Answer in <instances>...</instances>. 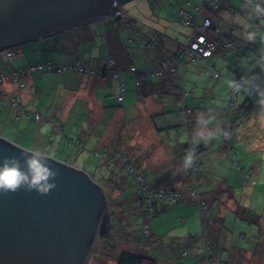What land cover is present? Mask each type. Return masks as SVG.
Here are the masks:
<instances>
[{
	"label": "crops",
	"instance_id": "1",
	"mask_svg": "<svg viewBox=\"0 0 264 264\" xmlns=\"http://www.w3.org/2000/svg\"><path fill=\"white\" fill-rule=\"evenodd\" d=\"M186 2V0H181L179 4L177 17L179 23L181 10L188 9ZM221 4L225 6L224 0H221ZM225 12L226 10H222L221 16ZM113 17L123 18L114 15ZM130 22L131 27H134L135 22L133 20ZM89 23L92 22L89 21L84 26ZM180 25L189 29V31L181 33L180 42L177 37L168 39L161 32L154 31L151 35H146L144 32L136 31L134 41L132 38L129 40L135 42V47L143 45L141 48L145 50L146 56L142 55L143 52H139L140 56L137 58L142 59L140 65L134 63L132 54L118 48L116 50L118 64L112 62L114 66L108 67L103 75L93 70L84 75L71 71L62 73L65 84L59 83L60 88L63 89H61V93L56 90L53 92L51 88L45 91L42 87L34 86L30 92V95L33 96L24 100L21 90L25 88L26 83L23 88L19 89L17 84L12 82L9 86L12 87V90L14 89L13 92H10L8 86H2L0 91L9 96L19 95L25 109H29V115L20 119L23 121V131L33 132L36 126L35 131L38 136L40 135L44 126H40L42 123L32 118L34 114L38 113L42 116L41 121L51 120V125L61 130V139L49 140L51 144H54L55 141H57L56 144H61L66 138L72 144L75 140L73 137L77 136L76 141L79 142L75 144H81L82 147V132H84V136L87 133H96L93 135L101 139L103 144L97 143L89 152L94 153L95 150H99L100 153L97 156L101 155V162L104 159L107 161L111 155L116 153L120 155V158L129 157L135 170L141 176L143 175L144 181L152 188H178L187 177L182 161V147L186 137L182 144H170L169 141L161 138L167 129L180 126V123L176 124L173 120L183 115L181 108L184 103L179 107H173L170 105L169 99L161 95L165 92L171 94L175 89L179 93L177 97L182 99V102L184 100L187 102V99L190 98L188 101L191 102L193 111L187 120L193 123V134L201 146L200 157L204 169L202 195L208 204V209L205 215L199 214L195 199L188 196L183 190L182 197L177 202V214L179 216L182 213L185 214L181 218H183V223H186L185 226L189 225L186 227L185 233L169 237V248L173 245L175 254L171 253V258L169 260L167 258V264H192L201 255L204 242L209 243L212 257L225 261L227 264H264V94H262L263 103H260L261 106L258 105V107H262V112L259 108L256 117L250 118L249 124L241 130L238 125L236 130H229L228 138L233 143L231 145L235 151L231 154L232 159L229 160V149L216 150L223 145L221 134L228 126L229 115L226 112L222 115L219 108L215 106L217 100L214 104V98L216 99L217 94L214 90L210 89L200 95L199 91L185 89L182 84V89L188 93L187 96H184L182 94L184 91L179 90L178 85L181 80L183 83L185 82V78L182 77H185L187 68L184 75L179 68L173 75L165 74L162 77L151 79L139 77L142 67L149 63H152L155 68L158 67L164 58L173 55L178 48L186 43L191 28L182 23ZM87 36L84 33V38H88ZM103 39L106 42L107 36ZM50 40L42 41V49L47 45L50 47ZM156 45H161V50H155ZM51 48L56 49V43ZM30 49L34 52L38 51L34 44L30 45ZM231 51L235 53L233 49ZM42 54L44 55L43 52ZM44 57L46 56L44 55ZM227 57L225 52L226 61ZM108 60L109 58L104 59L101 65H109ZM195 64H193L194 68L198 69ZM230 66H232L230 62L224 66L226 72L229 71ZM119 70H123L124 73ZM33 75L31 74L29 78ZM42 76L44 75H38L29 82L37 85L42 80ZM49 78L48 74L46 81ZM191 79L194 80L193 86L197 89L199 80L196 77ZM121 86L124 87V91H121ZM119 95L122 96L121 102L118 101ZM198 95L201 100L203 98L209 100L205 102L204 107H201V101L197 99ZM34 96L38 98L37 102L40 105L50 108L51 115H42L39 111L29 108ZM78 99L84 100L82 111L75 106ZM210 105L211 107H209ZM7 107L9 106H0L3 120L6 119L5 116L9 112L12 113L11 109L17 111L12 107ZM52 118L57 123H54ZM70 119L77 126L76 134H70L67 130ZM0 134L1 137L4 136L2 133ZM42 142L43 144L47 143L45 137ZM165 142L167 144H164ZM62 144H67V142ZM100 148L108 149L102 153ZM121 161H118L115 169L117 171L121 169L122 173L126 175ZM65 162L63 161V163ZM109 169L110 166L104 172L108 174ZM124 179L131 180L129 177H124ZM253 181L254 184H252ZM100 185L102 186V184ZM128 187L132 190V196H135L134 185L129 184ZM116 193V196H120L119 191ZM164 202L166 203V201L156 200L155 208L159 206L164 208L166 206ZM197 215L200 217V225ZM174 230L175 228H173ZM150 231L152 232L151 229ZM181 258L184 260L178 261Z\"/></svg>",
	"mask_w": 264,
	"mask_h": 264
},
{
	"label": "rangeland",
	"instance_id": "2",
	"mask_svg": "<svg viewBox=\"0 0 264 264\" xmlns=\"http://www.w3.org/2000/svg\"><path fill=\"white\" fill-rule=\"evenodd\" d=\"M252 1L253 0H224L228 10L230 8L234 11V13H228V11H226L223 13L224 17L222 18L225 22V27L233 28V33L238 35L250 33L256 42V45L249 50L247 58L243 61L242 74L245 80L242 82L239 94L235 99V106H238V104H240L243 100V103H245V111H253L249 113L248 116L246 114L242 115L244 110L241 111L236 107V110L234 111L237 118L235 125H238L240 130L249 124L250 118L255 117L252 113L256 112V115L259 113V110L256 111V107L261 103L260 94L262 92L258 93L260 87L257 88V86L260 82L264 83V18H257ZM180 2L181 0H128L121 4L122 12L125 14L123 18L116 19L115 17L107 15L102 17V19H96L92 23H89V25L85 26L90 29L85 33L88 35V38H84L83 35L79 36L76 33L77 31L74 33V31L64 30L51 37H40L36 40L8 48L11 52V57L8 58L7 56L0 55V69L5 72V75H7L9 73L8 71L12 68L25 67L28 62L41 60H51L54 64L67 65L68 67L73 66V63L84 65L88 62L89 67L96 68V66L99 65V62L102 63L103 60L107 58L118 64L119 60H117L118 58L116 57V50L118 48H120L121 51L126 50L132 54L134 63L136 62L140 65L142 59L137 58L140 56L139 52H143V56H146V52L145 50H142L143 45L141 46L142 48L135 47V42L133 41L136 31H141V33L144 32L146 35H151L154 31L161 32L163 35L168 37V39L177 37L178 42L182 39L181 33L189 31V29H187L188 27L181 26L177 21ZM257 2L260 4V9L264 13V0H254L255 5ZM131 20L135 22L134 27H131ZM105 36H107L106 42L103 41ZM130 38H132L133 41H130ZM46 39H51L50 47L47 45L44 49H42V41ZM118 40H120V42H118ZM110 41H112L113 44H109ZM54 43L57 45L56 49L51 48ZM31 44L37 46V52L30 49ZM23 47L25 48L24 51ZM154 49L161 50V45H156ZM42 52L46 57H44ZM226 55L228 56L227 61L221 55L222 57L219 56L207 60L201 59L197 61L196 64L189 63L187 65L185 82L183 83V80H181L178 85L179 90L186 91L182 89V84H184L185 89H189L190 91L194 89L196 92L199 91L200 95H203L210 89L214 90L218 96V102L216 105H218V107H222L220 111L222 115L225 113V110H227L226 107H228V100H230V89L228 87H231L233 84L232 79L235 77L234 64H236L237 53L228 50L226 51ZM228 62H230L232 66L229 68L230 71L226 72L224 66L228 65ZM193 64H195L199 70L194 68ZM154 69L155 67L152 66V63H149L148 65L142 67L141 71H151ZM214 69H217V73L219 74L218 78L213 77ZM121 71L123 72V70ZM140 73L139 77L141 79H151L150 77L144 78ZM33 74L34 75L31 78H29L31 74L27 76V81L24 79L26 86L23 90H21L24 100L33 96L30 95V92L33 90L34 86H38L39 88L42 87L45 91H48V89L51 88L53 92L56 90L58 93H61L62 88H60L59 83L65 84V81L62 79V74H58L53 71L41 73L36 72ZM48 74L50 78L46 81ZM76 74H79V72L76 71ZM38 75H44L41 77L42 80L37 85L31 84L29 81ZM193 77H196L199 80L197 89L193 86L194 80L191 79ZM10 82L12 81L6 80L4 77L0 88L2 86H8L7 88L11 90L10 92H13L14 89L12 90V87L9 86ZM189 90L187 91L189 92ZM166 93L168 92L162 93L163 95L161 96L168 98L171 106L179 107L182 103H184L185 106L191 107L192 104L188 101L190 98L187 99V102L185 100L182 102V99L177 97L179 94L177 90L174 89L171 94ZM200 95H198L197 99L201 101V107H204L206 105L205 102H208L209 100L206 98L201 100ZM31 101L32 102L29 107L30 109L39 111L42 115L52 114L49 107L40 105L37 102L38 98L36 96H34ZM83 104L84 100L78 99L75 106L77 109L82 111L84 109ZM31 106H34V108H31ZM51 109H53V107H51ZM260 109H262V107ZM11 110L12 113L10 114L9 112V116H5L6 119L3 120L0 108V116H2L0 117V133L4 135L3 138H6L11 142H15L16 145L22 148L37 147L41 151L49 152L55 160L62 162L66 161V164L87 172L92 178H94L93 180L95 182L98 181L102 184V187L107 190L109 189L112 194V196H110V194L107 196L105 192L108 200V214L112 216V225H116L117 221L122 223L124 226L134 225L135 222L141 227L145 223L148 227H143L145 229H151L152 233L162 238L160 240L164 243L161 249V242L158 237H156L158 239H151L153 241L152 243L149 242L150 240L140 241L132 236L136 234L135 232L133 233V231L126 228H118L115 230L113 229V226H111V233H113V235L109 238L110 242L106 241L108 239L98 237L96 239L97 242H95L92 252L85 264H115V258L122 250H130L135 253L147 255L159 252L156 256L158 260L157 264H167V258L168 260L171 258L168 245L170 240L169 237L172 238L173 235L178 236V234L180 235L185 233L186 227L189 225L185 226L186 223H183V218H181L185 216V214L182 213L180 216L177 214L178 209L176 206L178 201L175 203L164 202L166 206L164 208L159 206L155 209L154 214H145L140 211L137 206L133 208L129 207L130 209L125 208L128 210L127 212H124V214L122 212L114 213L112 209L115 207L119 208L121 203L119 201L120 197L116 196V191L112 190L109 186L106 187L105 178L107 174L104 170H106L110 164L106 161V159L101 162V155L97 156L95 152H89V150H92L97 143L103 144L101 139L94 136L96 133H87L86 136H84V132H82L83 134H81V139L83 144L81 149L78 148V144H75L79 142L76 141L77 136L73 137L75 140L72 144L69 143V140L66 137L65 141L67 144H62L65 143L64 140L61 144H56L57 141H55L54 144H51L49 140H58L62 137L61 130L54 128L50 123L51 120L38 121L39 123H42L40 126H44L38 136L35 131L36 126L33 132L22 130L24 128L22 126L23 121L20 119L29 115V109H26V113L20 118L19 116H21V111L19 109H16L17 111H13V109ZM178 113L180 114V111H178ZM181 114H183L182 108ZM173 122H176V124L180 123V126L167 129L164 131L161 138L167 142L169 141L170 144H182L187 133V119L181 115L178 118H174ZM67 130L70 134H76L77 126L71 122V119ZM44 137L47 140L46 144H43L42 142ZM167 142L164 144H167ZM63 146H65V148H63ZM124 170L126 171V169ZM114 176L118 183L120 182L128 185L126 182L127 180L122 181L123 178L120 172L116 171ZM125 177H127V175ZM125 194H129V192H126ZM202 198L205 200L203 195ZM133 206L135 205L133 204ZM205 214L206 212L202 213V215ZM113 215L115 216L113 217ZM197 220L200 225L199 215H197ZM173 228H175L174 231ZM181 236L188 239L186 236ZM180 260L184 259L181 258L178 261Z\"/></svg>",
	"mask_w": 264,
	"mask_h": 264
},
{
	"label": "water",
	"instance_id": "3",
	"mask_svg": "<svg viewBox=\"0 0 264 264\" xmlns=\"http://www.w3.org/2000/svg\"><path fill=\"white\" fill-rule=\"evenodd\" d=\"M128 0H0V52L59 29L102 18ZM24 149L0 136L5 158L26 171ZM58 171L46 195L0 192V264H85L98 237H108V200L86 172L52 160Z\"/></svg>",
	"mask_w": 264,
	"mask_h": 264
},
{
	"label": "trees",
	"instance_id": "4",
	"mask_svg": "<svg viewBox=\"0 0 264 264\" xmlns=\"http://www.w3.org/2000/svg\"><path fill=\"white\" fill-rule=\"evenodd\" d=\"M187 1V0H186ZM252 4L254 5L255 7V13L257 15V18L258 19H261V18H264V13L263 11H261L260 9V4L257 2L256 5L254 4V0L252 1ZM118 5L114 6L113 9H112V16H116V12H118L120 9L118 8ZM222 10H226V11H229L230 13H234L233 10H231L229 8L228 10V7L227 5H222L221 4V0H219L218 2V5H217V8L216 9H213V10H209L208 12H206V16L209 17L211 19V22H212V26L209 28L210 29V37L213 36V33H216L217 34V38H223L226 39L225 41H221V43L218 45V48L217 50H215L212 55L210 57H202V56H199V55H196L195 53L193 54V57H190L188 58L184 64H180L179 66H177L175 72L171 73L169 72L168 70L164 69L162 67V64L167 62V61H170L172 60L175 56H176V53L177 51L179 50H176L175 53L173 55H171L170 57L168 58H164L158 67H156L154 70H161V73L158 75H153V76H149L147 75V72L149 71H143L141 72L140 74H142L143 77H150V78H156V77H162L164 76L165 74H168V75H173V74H176L178 69L181 68L182 70V73L183 75L185 74L184 72L186 71V68H187V65L189 63H193V62H197L201 59H209V58H214V57H224V54L226 51L228 50H234L235 53H237V58H236V64H234V68H235V77L232 79L233 81V84L231 85V87H228L230 90H229V95H230V100H228V107H226L227 110H225V112L227 113L228 116V119H229V123H228V126L227 128H225L221 134V139L223 140V145L220 146L219 148H217L216 150H226V149H229V160L232 159V153L235 152L234 149L232 148L233 144L232 142H230L229 138H228V134H229V130L233 131L237 125H235V113L234 111L236 110V107L237 109H240L241 111L244 110V114H246L247 116L249 115V113L253 112L252 110H246L245 111V103H243V100L240 104H238V106H235V99L237 98L238 94H239V90L242 86V82L245 80L244 79V76L242 74V68H243V61L245 60V58H247V55H248V52L250 49H252L255 45H256V42H255V39L254 37L252 36V34L250 35V33H244L242 35H238V34H235L233 33V28L232 27H225V22L224 20L222 19L223 16H221V11ZM117 17V16H116ZM97 18L93 19V20H90L91 22L95 21ZM258 21V20H257ZM89 21L87 22H83V23H80V24H77V25H73L71 27H66V28H62V29H59L57 32H55L54 34L50 35V36H46V37H51L53 35H56V33L58 32H61V31H64V30H70V31H77L76 33L79 35V36H84V33H86L87 31H89L90 29L88 27H85L84 25L87 24ZM181 23V22H180ZM87 26V25H86ZM216 38V39H217ZM47 40V39H46ZM33 41V40H32ZM30 42V41H29ZM227 43V46H224V44ZM186 44V43H185ZM185 44H183L182 46H184ZM181 46V47H182ZM180 47V48H181ZM44 49V48H43ZM3 51H6V52H9L11 54V52L7 49V50H3ZM2 52V51H1ZM1 55V54H0ZM222 55V56H221ZM3 56H6V55H3ZM8 58L11 57L10 56H7ZM108 62V61H107ZM79 63H73V67H75V65H77ZM99 65L96 66V68L94 67H89V63L86 62V64L82 65V64H79V65H82V66H85L86 69H91L93 70L94 72H98L99 74L103 75L106 71H107V67H109V65L105 64V65H101L102 63H98ZM61 64H54L51 60H41V61H34V62H30L28 64L25 65V67H20V68H12L11 70H9L7 76L9 75V80L11 81L10 79V75L12 73V71H18L19 72V78H18V82L19 84H17L18 88H23L25 86V81L24 79L27 78V76L29 74H33V73H41V72H56L58 74H62L64 72H67V71H71V72H75V70L73 69H66L65 71L63 72H57V67L60 66ZM154 70H151V71H154ZM230 71V69H229ZM0 73H3L5 74V72L0 69ZM81 75H84V73H79ZM219 74L217 73V69H214V74H213V77L215 78H218ZM183 79L185 77H182ZM14 83V82H13ZM16 84V83H15ZM138 84H139V81H138ZM231 84V83H230ZM1 85V83H0ZM260 87L259 92H262L260 94V97H261V103H262V94H264V83H259L257 88ZM182 94H184V96H187L188 93L186 91H184ZM217 95H216V99L214 98V103H216V100L218 102V99H217ZM14 98H20L19 95L17 94H12V95H7L5 93H3L2 91H0V106H9L10 108H14V109H19L21 111V109H25V107L23 106L22 104V101H21V98H20V102H19V106H13L12 103H8V101H10V99H14ZM215 106H217V108H219V110L221 111V108L222 107H218V105L215 104ZM211 107V106H209ZM213 108V107H212ZM260 107H256V111L259 109ZM183 110V116L184 118H188L191 114H192V108L190 106H183L182 108ZM25 111L24 113L21 112V116L23 114H25ZM260 112H262V110L260 109ZM38 114V113H36ZM254 114L253 116L256 117V112L255 113H252ZM40 115V114H39ZM241 115V114H240ZM32 116V115H31ZM254 117V118H255ZM33 119H35L34 115L32 116ZM40 119H42V116L40 115ZM40 119L38 121H40ZM52 121H54V118H52ZM186 129H187V133H186V138H185V141H184V144H183V147H182V161H183V165L186 169V172H187V177L184 181V183H180V186L178 188H152L149 186V184L147 182L144 181V178L141 176V174H139L134 166L131 164L130 162V159L129 157L127 156H123V158H120L117 153L114 154V155H111L110 158H108V162H109V166H110V169L108 171V174L105 178V183H106V187L109 186L112 190L114 191H119V195L120 196H117V197H120L119 198V201L121 203V206L119 208H113V212L116 213V212H119V213H123L124 212H127L128 209H125V208H133V207H139L140 211H142L143 213H150V214H154L155 213V204L154 202L156 200H162V201H166L167 203H175L177 202L181 197H182V193L184 191H186V193L188 194V196H190L191 198H194L195 201H196V205H197V208H198V212L199 214H202L203 212H207V209H208V204L205 200H203L202 198V186H203V174H204V169H203V165H202V160H201V157H200V152H201V146L199 145V143L197 142L196 140V137L194 136L193 134V123L192 122H189L187 120V124H186ZM236 130V129H235ZM81 147V144L79 145V149ZM196 148V156H195V163L194 164H198L199 167H200V171L198 172V175L200 177V182H201V189H200V192H199V196H200V200L203 202L204 206H205V210L201 211V209L199 208V201L192 196V192L191 191V187L193 185V178H192V175H193V172L191 171L190 169V166L189 165H186L184 163V157L187 155L186 154V149L187 148ZM108 148H100V151H102V153L106 152ZM95 152L100 153L99 150H95ZM119 160H122V164L121 166L124 167V169H126V171L123 169V171L125 172V174L127 175V177H129L131 180H127V179H124V177L126 175H124L122 173V170L121 169H118L120 171V174L123 178L122 181L124 180H127L126 182L128 183L127 184H124V183H118L117 180L115 179V174H116V167L117 166L116 164L118 163ZM115 169V170H114ZM134 170L136 174H138V176L142 177V185L144 186L145 188V191L147 192V194H145V196H143L139 191V185H138V182L137 179H136V176L135 174L131 171ZM124 175V176H123ZM118 183V184H116ZM122 184H124L122 186ZM129 184H132L134 185V188H135V196H132L133 193H132V190L129 189L130 187ZM252 184H254V181L252 182ZM183 187V188H181ZM104 188V187H103ZM104 191L106 192L107 196H112V194L110 193V190L108 189H105L104 188ZM159 191H161L163 194H166V195H170V194H174V193H177L176 197L174 199H171L169 197H164L161 195H159ZM126 192H129V194H125ZM123 199V201H122ZM133 204L135 206H133ZM129 208V209H130ZM115 215H113L114 217ZM111 215L109 216L108 220L110 221V225L113 226V229L117 230L118 228H123V229H129L131 231H133V233L135 232L136 234L135 235H132L133 237H135L137 240H150L149 242L152 243L153 241L151 239H154L156 235H154L150 229H145L143 226L147 227L148 225L147 224H143L141 227L136 224L134 222V225H129V226H124L122 223H120L119 221H117L116 225H112V222H111ZM135 221H136V218H135ZM123 225V226H122ZM111 226H110V229L108 230V237H105L104 239H108L106 241L110 242L109 241V238L111 235H113V233H111L112 229H111ZM115 227V228H114ZM150 231V232H149ZM158 237V236H156ZM159 240L162 239L160 237H158ZM200 238H202V236H200ZM196 239H199L198 237H196ZM97 242V241H96ZM161 242V240H160ZM95 244V243H94ZM164 243L162 242L161 244V249H162V245ZM204 244L206 245H209V243L207 242H204ZM177 246V245H176ZM203 246V245H202ZM154 248V247H153ZM170 254L174 253V250L175 248L173 247V245L170 246ZM162 251V250H161ZM159 252H155L151 255H147V254H140V253H135V252H132L130 250H122L121 252H119L115 258V264H157L158 263V260L156 258L157 254ZM172 254V255H173ZM203 255V256H202ZM211 256V255H210ZM205 255L203 254V252H201V255H199V258H197L192 264H196V263H199L200 261H202L204 259ZM212 257V256H211ZM214 260L216 261H219V262H224L225 264H227L225 261H221V260H217L215 259L214 257H212Z\"/></svg>",
	"mask_w": 264,
	"mask_h": 264
},
{
	"label": "built area",
	"instance_id": "5",
	"mask_svg": "<svg viewBox=\"0 0 264 264\" xmlns=\"http://www.w3.org/2000/svg\"><path fill=\"white\" fill-rule=\"evenodd\" d=\"M219 0H187L186 5L188 6V9H182L180 12V22L183 25H187L191 28V33L187 37L186 44L179 48V50L176 53V56L165 63L162 64V67L169 72L173 73L175 72L177 66L180 64H184V62L190 58L193 57V54L202 56V57H210L212 53L217 50L218 45L221 43V41H225L226 39L223 38H217V34L213 33V36L210 37V27L212 26L211 19L207 17L205 14L209 10H213L217 8ZM119 12H117V15ZM217 38V39H216ZM224 46H227V43L224 44ZM1 55L10 56L11 54L6 51L0 52ZM112 65V61H109V67ZM108 68V67H107ZM66 69H73L75 71H78L79 73H89L88 71H92L91 69H86L85 66L82 65H75V67L71 66L68 67L67 65H60L57 67V72H63ZM161 73V70H154L149 71L147 75L153 76V75H159ZM5 77L6 80H9V75H5L3 73H0V83L2 82L3 78ZM19 78V72L18 71H12L10 75V79L12 82L19 84L18 82ZM124 90V87L121 86V91ZM118 101H122V96H118ZM20 98H14L10 99L8 103H12L13 106H19ZM24 109H21V112L24 113ZM26 113V111H25ZM35 120L38 121L40 119L39 114H34ZM54 123H57L54 120ZM80 145V144H78ZM186 156L184 157V163L186 165L190 166L191 171L193 172L192 178H193V185L191 187L192 196L195 197L199 201V208L201 211L205 210V206L203 202L200 200L199 192L201 189V182L200 177L198 175V172L200 171V167L198 164H194L195 156H196V148H187L186 150ZM97 154V152H95ZM131 171L135 174L136 179L139 185L138 191L145 196L147 192L145 191L144 186L142 185V177L138 176V174L135 173L134 170L131 169ZM159 195L162 194L164 197H169L171 199H174L177 195V193L166 195L163 194L161 191H159ZM202 252L205 255L204 259L196 264H225L224 262H219L214 260L210 254H211V247L210 245L204 244L202 246Z\"/></svg>",
	"mask_w": 264,
	"mask_h": 264
},
{
	"label": "clouds",
	"instance_id": "6",
	"mask_svg": "<svg viewBox=\"0 0 264 264\" xmlns=\"http://www.w3.org/2000/svg\"><path fill=\"white\" fill-rule=\"evenodd\" d=\"M120 9L116 16L124 17L125 14ZM117 8V9H118ZM112 16V12L108 14ZM21 154L26 157V171L22 170L19 161L14 158H5L2 166H0V192L7 194L8 192H16L22 186L26 191H37L40 195H46L50 189L55 188V182H49L50 178L58 175V171L51 168L52 156L49 152L41 151L37 147L21 149Z\"/></svg>",
	"mask_w": 264,
	"mask_h": 264
}]
</instances>
